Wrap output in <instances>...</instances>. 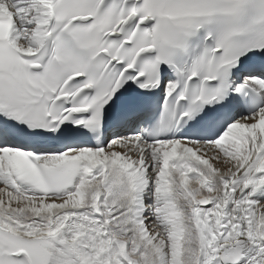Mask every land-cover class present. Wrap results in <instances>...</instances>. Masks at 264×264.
<instances>
[{
    "label": "snow or ice",
    "instance_id": "obj_1",
    "mask_svg": "<svg viewBox=\"0 0 264 264\" xmlns=\"http://www.w3.org/2000/svg\"><path fill=\"white\" fill-rule=\"evenodd\" d=\"M0 264H264V0H0Z\"/></svg>",
    "mask_w": 264,
    "mask_h": 264
}]
</instances>
